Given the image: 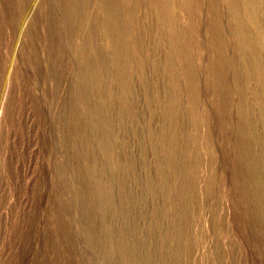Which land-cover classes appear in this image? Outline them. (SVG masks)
Instances as JSON below:
<instances>
[{"label": "rangeland", "instance_id": "1", "mask_svg": "<svg viewBox=\"0 0 264 264\" xmlns=\"http://www.w3.org/2000/svg\"><path fill=\"white\" fill-rule=\"evenodd\" d=\"M0 264H264V0H0Z\"/></svg>", "mask_w": 264, "mask_h": 264}]
</instances>
